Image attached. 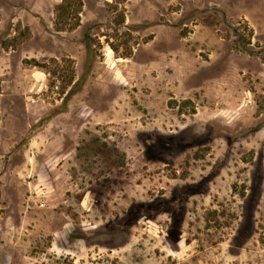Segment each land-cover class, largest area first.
Returning <instances> with one entry per match:
<instances>
[{"label":"rangeland","instance_id":"rangeland-1","mask_svg":"<svg viewBox=\"0 0 264 264\" xmlns=\"http://www.w3.org/2000/svg\"><path fill=\"white\" fill-rule=\"evenodd\" d=\"M0 264H264V0H0Z\"/></svg>","mask_w":264,"mask_h":264},{"label":"trees","instance_id":"trees-1","mask_svg":"<svg viewBox=\"0 0 264 264\" xmlns=\"http://www.w3.org/2000/svg\"><path fill=\"white\" fill-rule=\"evenodd\" d=\"M66 3H67V2H64V3H61V4L59 5V8H60V15L63 14V11H65V10L68 9V6H66ZM76 87H77V82H75V83L73 84V86L71 87L70 92H71L72 90H74Z\"/></svg>","mask_w":264,"mask_h":264},{"label":"crops","instance_id":"crops-1","mask_svg":"<svg viewBox=\"0 0 264 264\" xmlns=\"http://www.w3.org/2000/svg\"><path fill=\"white\" fill-rule=\"evenodd\" d=\"M31 257V256H30Z\"/></svg>","mask_w":264,"mask_h":264}]
</instances>
